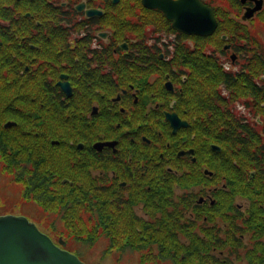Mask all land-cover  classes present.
I'll use <instances>...</instances> for the list:
<instances>
[{
	"label": "flooded vegetation",
	"instance_id": "flooded-vegetation-1",
	"mask_svg": "<svg viewBox=\"0 0 264 264\" xmlns=\"http://www.w3.org/2000/svg\"><path fill=\"white\" fill-rule=\"evenodd\" d=\"M126 1L139 10L122 6ZM198 1L212 10L217 22L210 36H187L174 30L162 11L144 7L142 0H0L6 15L2 27L7 61L19 62L26 73L30 70L42 82L36 91L40 104L33 106L39 115L31 119L38 118L42 138L51 146L69 144L68 151L53 154L63 160L61 168L68 174L60 182L81 191L101 190L107 231L123 224L118 234L122 240L135 238L130 232L135 225H156L162 212L157 209L160 189L166 192L165 217L178 239H185L186 233L209 239L213 232L214 244L219 241L224 213L219 205L224 195L220 182H225V188L228 178L216 155L220 152L212 149L216 145L222 150L218 140L203 130L216 117L199 103L198 88L207 87L206 92L214 94L220 93V87L222 95L227 93V87L218 86L219 81L210 82L211 89L208 81L215 73L209 71L215 68L207 64L239 78L251 64L264 62L263 42L253 33L255 27H261L257 22L264 25V0ZM255 8L253 16L244 19ZM125 11L140 17V24L130 27L135 32L144 24H156L146 22V15L163 17L167 28L162 29L161 39L151 37L142 47L132 37L122 39L119 33L123 26H129L120 19ZM195 37L202 40L195 41ZM2 43L0 38V47ZM189 63L198 64V71L190 72L194 67ZM181 67L184 71L179 74ZM192 73L197 76L195 82ZM154 75L156 79L149 81ZM254 76L264 86V74ZM216 108L220 109L214 105ZM229 108L243 123L251 120L252 105ZM171 115L186 124L175 133L167 118ZM96 145L104 146L97 150ZM208 157L216 161L208 162ZM206 162L216 170L209 171ZM259 188H250L253 197L247 198L252 200L249 206L235 209L248 220L261 218L263 241L264 186ZM88 212L95 214L97 210L89 208ZM53 228L38 229L46 235L49 232L47 236L54 242V232L59 231ZM133 230L140 232L137 227ZM84 235L77 237H96L93 233ZM58 237L57 242L70 239L60 233Z\"/></svg>",
	"mask_w": 264,
	"mask_h": 264
},
{
	"label": "trees",
	"instance_id": "trees-1",
	"mask_svg": "<svg viewBox=\"0 0 264 264\" xmlns=\"http://www.w3.org/2000/svg\"><path fill=\"white\" fill-rule=\"evenodd\" d=\"M5 16L0 8V38L3 42L0 47V163L2 172L10 176L12 182L20 186L21 196L24 200L36 203L46 213L56 214L59 223L63 224L62 230H60L62 235L64 231L68 236L76 235V237L77 234H95L98 226H104V229H107V220L102 214L105 206L103 192L101 190L88 192L71 189L67 184L63 186L60 182L61 178L68 175L61 168L60 163L63 160L53 156L54 153L51 149L53 146L49 144L48 140L42 138L41 130L36 125L38 118L31 119L32 116L39 115L33 106L40 104V97L36 91L42 82L37 75H31L30 70L26 73L25 68H22L19 62H15L11 58L7 61L8 57L3 52L6 48V44H4L5 31L2 27ZM163 22L166 24L165 21ZM138 36L140 39L137 43L142 47L145 44L142 39L144 34L139 33ZM201 40L195 37V41L200 42ZM145 49L143 48L142 51ZM181 51L180 49L179 52L181 53ZM154 56H158V53ZM190 65L194 67L192 72L198 71V64ZM207 66L215 68L213 71H209L215 73V77L211 76V81L208 82L216 81L218 83L217 81H219L218 86L227 87L225 95L210 94V92H206L207 87L201 91L198 88V97L201 99L199 103L204 105L205 111L212 110V114L216 117L215 122L205 125L203 130L213 139H217L222 148L220 154L216 155L220 159L223 158L221 169L227 171L228 187H231V190H228L230 193H224L225 201L219 204L222 210H226L221 215V220L226 223L224 224L226 229H220L224 235L219 238L217 246H215L218 255L212 254L213 232L210 233L209 239L186 232L185 239H178L177 235L173 234L176 229L172 225L170 227V222L168 223L165 217L166 192L160 191V189H158L157 209L162 212L156 225L143 223L137 226L140 232L133 231L138 236L136 240L122 242L114 238L109 243L112 248L142 252V261L152 263L168 261L171 264H235V262L245 260L246 264H264V243L260 240L263 236L261 218L253 216L248 220L244 215L238 213L232 204L233 195L253 197L250 194L252 186L250 183L253 182L255 186L261 183L256 175L254 179L250 178L249 170H255L258 177L264 180V107H261L264 106V86L260 84L262 83L260 78H257L259 80L257 83L254 76L264 74V62L251 64L246 68V74L239 78L228 76L215 64H207ZM21 72L24 75H21ZM249 73L251 77H248ZM24 76H27V80ZM190 77L194 82L197 79L193 73ZM98 78L101 79L100 76ZM110 81L107 80L108 85L113 87ZM210 87L212 89L211 83ZM194 90L196 92V86ZM244 97L243 104L252 105L254 109V119L246 123L242 122L243 120L238 114L229 110L230 105L235 101L243 100ZM178 99L181 100L180 96ZM214 105L219 106L220 109L214 110ZM26 106L29 109H26ZM257 118L260 122L256 121ZM7 122H14L15 125L5 128L4 125ZM44 131L48 132L47 129ZM208 165L215 171L216 168L211 162ZM27 167L29 169L26 171V175ZM205 178L204 176L203 179ZM188 181L189 179H186V182ZM203 182L207 184L209 180H203ZM227 194H229V198ZM92 202L93 204H91ZM89 208L96 209L98 213V215L97 213L93 214L98 223L93 226L95 229L93 232L86 229L83 220L84 215L87 214L86 210ZM237 221L240 224L236 223ZM53 227L55 230V226ZM122 230H116L114 235H120ZM249 232H252L250 239L253 240V244L251 248H247L243 241ZM49 234L48 232L47 235ZM77 240H83L87 244L94 242L90 238ZM152 247H155L153 255L151 254ZM145 251L146 254L143 253Z\"/></svg>",
	"mask_w": 264,
	"mask_h": 264
},
{
	"label": "rangeland",
	"instance_id": "rangeland-1",
	"mask_svg": "<svg viewBox=\"0 0 264 264\" xmlns=\"http://www.w3.org/2000/svg\"><path fill=\"white\" fill-rule=\"evenodd\" d=\"M116 3V2H115ZM125 4V5H124ZM122 6L127 7V8H131V9H138L136 4H132L129 1L123 2ZM139 10V9H138ZM124 16H121L120 19H124L126 20L125 24H128V27H124L122 29V32L119 33L121 34V38L123 39H134V41H139L138 39L139 33L144 34V37L142 38L144 40V42L148 45V43L146 41L150 40L151 37L156 38L157 41H159L162 37V29H166L167 25L164 24L163 21H165L164 19L161 18V16L159 15H154V16H147L146 15V22H153L156 23L154 25L151 24V26H149V24H144V26L142 28L139 29L138 32H135L132 30V26L135 25V23L137 24L139 22L140 24V17H136V15L131 14V15H126V11L123 13L121 12ZM112 16L114 15V13L111 14ZM144 17V16H142ZM141 17V18H142ZM150 18V20H149ZM134 23V24H132ZM257 25H260L261 27H255L253 33L255 35H257L258 40L260 42H263V47H264V25L261 22H257ZM149 26V27H148ZM112 32V30H111ZM113 35V33H112ZM112 36V39L113 40ZM119 37V36H118ZM132 37V38H131ZM120 39V40H122ZM137 39V40H136ZM239 44H243L241 41H238ZM251 43V41H250ZM254 44V43H252ZM259 46V51H260V44H257ZM210 47H212L210 45ZM209 50V49H208ZM182 71L179 72V74L181 72L184 71V69L181 67ZM180 70V69H179ZM190 72H192L191 69H189ZM156 79V75L148 78V80H152L154 81ZM218 91L220 92L219 94L222 95V90L220 89V87L217 88ZM155 90V89H153ZM245 100V97L243 98V100L240 101H235V103L232 104V106H236L238 104H243ZM230 109V108H229ZM254 109L252 108V112H251V117L248 119H254V115H253ZM237 114V113H235ZM259 119V118H258ZM69 144H63L60 146H55V147H51V149L53 150V153H61V152H66L68 150H66V147H68ZM210 159L216 161V158H210L208 157L207 160L208 162L210 161ZM221 163H223V158L220 159ZM206 162L205 163V167L213 172V169H211L209 167V163ZM216 170V169H215ZM250 173V178H255V175L257 176V178L261 181V183H258L256 186L255 184H253V182H251L250 184H252V186H255V188H261V185H264V180H261L260 177H258L257 173L255 172V170H249L248 171ZM249 181V178H247ZM251 179V180H253ZM203 180H207V178L203 179ZM239 183V182H237ZM206 184V183H205ZM225 184L224 181L220 182V186L222 187V192L224 193H230V191L228 192V190H231V187H225L223 188V185ZM242 184V183H241ZM245 184H248L245 182ZM251 186V187H252ZM250 187V188H251ZM230 188V189H229ZM259 188V189H260ZM224 190V191H223ZM232 192V191H231ZM233 193V192H232ZM22 190L20 188L19 185H17L16 183L12 182V178L10 176H8L7 174L2 172L1 169V163H0V217L1 216H14V217H25L27 218L30 222H32L33 224H37L40 225L37 228L39 229H43L46 230V228L48 229V226H55V230L59 231V232H54L55 237H52L54 240V243H58L57 242V238H59V233L60 235L62 234V232L60 230H62L63 224L59 223L58 217L56 216V214H49L46 213L45 211H43V209H41L39 207V205H37L36 203L29 201V200H24L22 198ZM228 198H229V194H227ZM225 197L226 195L222 196L219 200L220 202H224L225 201ZM248 196H244V195H238L235 194L233 195V205L236 208V206L240 205L241 207L243 206H249V204H251V199L247 200ZM213 200L215 201V204L217 203L215 198H213ZM247 200V201H246ZM223 212L225 213L226 210H223ZM96 214V213H95ZM98 215V213H97ZM88 217V218H87ZM58 220V221H57ZM84 222H85V227L86 229H89L91 232H93L95 229L93 228L94 225H96V220L91 213H87L84 215L83 218ZM159 220V217L158 219ZM90 221V223H88ZM220 229L225 230L226 226L224 224H226L225 222H223L222 220H220ZM215 224L217 223L216 221L214 222ZM236 223L240 224L239 221H237ZM208 224V223H207ZM237 224V225H238ZM36 225V226H37ZM134 227H137L136 225L132 227L131 229V234L134 231ZM105 227H100L98 226L95 231V235L96 237L93 239L91 236L88 237L91 240H93V244H87L85 243L83 240H77V239H84V236H82L81 238L79 237H75L71 238L70 236H68L70 239H68L69 241H66V239H62V241H64L66 243L64 249H66L67 251L71 252L72 254H75L82 262H84L85 264H171L170 262L166 261V262H155L152 263L150 261H142L141 259V255L142 252H138L136 250H132V249H125V250H120L117 248H112L109 241L111 239L117 238L122 242H127L130 240H136L138 239L137 235H135V238H131L129 240H122L119 238L118 235H114L116 230H121L124 228L123 224H118V226H114V228L110 231H107V229H104ZM50 231V230H49ZM135 232V231H134ZM251 233L249 232L243 239L245 246L247 248H251L252 244H253V240L251 241L250 237H251ZM89 234V233H88ZM91 234V233H90ZM104 234H107L104 237ZM80 234H77V236ZM224 235L223 231H219V238L221 236ZM64 236H67V232L64 231ZM57 237V238H56ZM76 238V239H75ZM262 240V239H260ZM264 242V240H263ZM213 246H217V244H213ZM216 249H213L212 254H216V256L218 255V251ZM152 251L151 254L153 255V253H155V247H152ZM146 254V251L143 252ZM226 253V252H225ZM235 261V260H234ZM235 264H246L245 260H241L239 262H235Z\"/></svg>",
	"mask_w": 264,
	"mask_h": 264
},
{
	"label": "water",
	"instance_id": "water-1",
	"mask_svg": "<svg viewBox=\"0 0 264 264\" xmlns=\"http://www.w3.org/2000/svg\"><path fill=\"white\" fill-rule=\"evenodd\" d=\"M142 4L146 8L162 11L165 18L172 22V28L187 36H210L217 27L212 10L198 0H142ZM255 11L256 8L245 14L244 19H250ZM167 118L173 133L186 125L176 120L174 115ZM12 125L15 123L7 122L4 127L10 128ZM103 146L96 145L95 148L100 150ZM212 149L220 152L217 146H212ZM58 245L64 247L65 243L58 241ZM59 246L25 217H0V264H85Z\"/></svg>",
	"mask_w": 264,
	"mask_h": 264
}]
</instances>
